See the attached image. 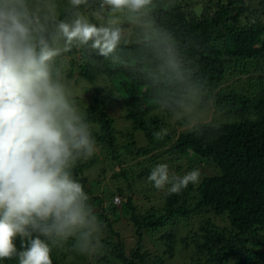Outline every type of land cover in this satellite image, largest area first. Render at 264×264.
Segmentation results:
<instances>
[{
    "label": "trees",
    "instance_id": "trees-1",
    "mask_svg": "<svg viewBox=\"0 0 264 264\" xmlns=\"http://www.w3.org/2000/svg\"><path fill=\"white\" fill-rule=\"evenodd\" d=\"M32 2L45 20L73 11L67 0ZM87 12L110 23L99 0H89ZM120 19L140 26L107 59L85 47L57 60L67 84L93 87L80 97L70 86L99 147L74 175L104 232L103 246L87 255L74 239L53 245V264H264V0H153L146 15ZM114 102L130 123L125 143L109 112ZM185 104L222 119L179 117L172 127ZM99 162L110 168L84 175ZM161 163L181 176L199 169L200 181L179 194L157 190L148 176ZM92 181L103 191L93 192Z\"/></svg>",
    "mask_w": 264,
    "mask_h": 264
},
{
    "label": "clouds",
    "instance_id": "clouds-1",
    "mask_svg": "<svg viewBox=\"0 0 264 264\" xmlns=\"http://www.w3.org/2000/svg\"><path fill=\"white\" fill-rule=\"evenodd\" d=\"M152 2L99 0V8L135 19ZM67 4L70 15L45 20L32 0H0V260L53 264L52 246L70 239L82 255L103 246L104 225L74 175L77 163L99 147L57 60L85 47L107 59L123 39V26L94 23L89 0ZM154 134L162 139L167 133ZM200 176L199 169L181 176L161 163L148 180L157 190L179 194Z\"/></svg>",
    "mask_w": 264,
    "mask_h": 264
},
{
    "label": "rangeland",
    "instance_id": "rangeland-1",
    "mask_svg": "<svg viewBox=\"0 0 264 264\" xmlns=\"http://www.w3.org/2000/svg\"><path fill=\"white\" fill-rule=\"evenodd\" d=\"M52 8V7H51ZM49 7V9H51ZM107 14L109 15V20H107L108 22H112V21H115L114 24H112V26H123V25H127L125 27V31H123L122 34H124L123 38H125V36H127L129 33H132L134 32L135 30V26L139 28V22L136 20V22H129V21H122L120 19L121 17V14H116L115 16H113L111 13H109L107 11ZM108 17V16H107ZM119 18V19H118ZM65 69H67V67H65ZM65 78V77H64ZM66 79V78H65ZM75 78L71 79L70 81H68V86L70 87H74L75 89H79V92H80V97H83L82 95H84V97L88 96L89 95V92L90 90L93 88L91 85H86V87L84 86V88L82 89V86L83 84L80 82V84L78 83L77 85H75V81H74ZM68 80V79H67ZM66 80V81H67ZM98 88L99 87H103V83L102 82H99L97 84ZM74 93H76L74 90H73ZM78 92V93H79ZM79 97V96H78ZM79 106L80 108L83 109V107L85 106L84 102H79ZM185 108H183V110L181 112H178L176 113L171 119H169V122H170V125L173 127L175 125V123L178 121L177 119L179 117H184V119L188 122V123H192V122H196V121H202L204 123H213V124H216L217 121H220L222 119V115L220 116L217 112L213 113L211 110L207 111V110H201L197 107H193V106H190L188 104H185L184 106ZM124 108H120V105L116 102L112 103L110 105V108H109V112L111 113V115L113 116V118L115 119V126L121 130H123L118 136L122 135V137L119 138L118 142L119 143H125V133L124 132L125 130L127 129H130V123L129 121L125 120L124 118V115H125V112H124ZM181 128H185L184 126L180 127L179 129ZM137 136V138L139 139V142L141 143H144V140L141 139V136L143 137L142 134H135ZM106 163L108 162L107 160L105 161ZM105 162H99L95 167L91 168V169H88L84 172V175L86 174L87 176L88 175H91V174H95V173H99V170H101V168H104V166H107ZM124 168H127V167H130L131 164L130 163H127V164H122ZM106 167V168H107ZM110 168V167H108ZM118 170V168H116ZM107 171H111L110 169H107ZM137 173H140V170H137L136 171ZM208 174L211 172L210 170H207ZM200 173H201V170H200ZM107 175H110L109 173H106ZM105 178V181L108 182V180H106L107 178ZM111 183V182H110ZM92 190L93 192H96V193H99V192H102L103 191V185L100 186L96 184V182H93L92 181ZM138 184H140V187H142L143 185H145L146 183L144 182H139ZM102 189V190H101ZM139 187L136 189V192L138 191ZM142 191V189H140ZM139 190V191H140ZM147 196H151L149 193H147ZM144 197V196H143ZM143 197L140 199V200H144ZM134 198H136L137 200H139L140 196L139 195H136L134 196ZM118 204V202H117ZM119 207V206H118ZM185 231V230H184ZM181 260V259H180Z\"/></svg>",
    "mask_w": 264,
    "mask_h": 264
}]
</instances>
